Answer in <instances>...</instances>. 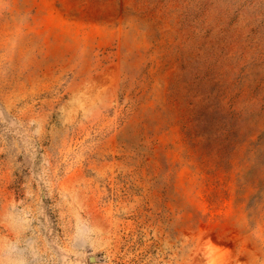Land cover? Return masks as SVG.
<instances>
[{"label": "rangeland", "instance_id": "rangeland-1", "mask_svg": "<svg viewBox=\"0 0 264 264\" xmlns=\"http://www.w3.org/2000/svg\"><path fill=\"white\" fill-rule=\"evenodd\" d=\"M0 264H264V0H0Z\"/></svg>", "mask_w": 264, "mask_h": 264}]
</instances>
